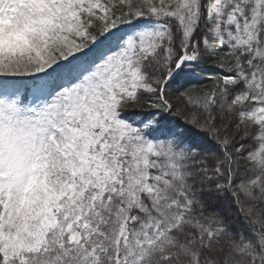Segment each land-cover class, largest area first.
Masks as SVG:
<instances>
[{
    "label": "snow or ice",
    "instance_id": "1",
    "mask_svg": "<svg viewBox=\"0 0 264 264\" xmlns=\"http://www.w3.org/2000/svg\"><path fill=\"white\" fill-rule=\"evenodd\" d=\"M0 264H264V0H0Z\"/></svg>",
    "mask_w": 264,
    "mask_h": 264
},
{
    "label": "trees",
    "instance_id": "2",
    "mask_svg": "<svg viewBox=\"0 0 264 264\" xmlns=\"http://www.w3.org/2000/svg\"><path fill=\"white\" fill-rule=\"evenodd\" d=\"M180 83H183V81H180ZM203 84L208 85V81H203ZM175 87V86H174Z\"/></svg>",
    "mask_w": 264,
    "mask_h": 264
}]
</instances>
